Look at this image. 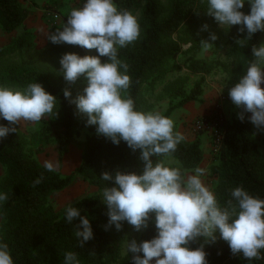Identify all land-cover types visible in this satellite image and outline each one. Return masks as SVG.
I'll list each match as a JSON object with an SVG mask.
<instances>
[{
  "label": "trees",
  "instance_id": "16d2710c",
  "mask_svg": "<svg viewBox=\"0 0 264 264\" xmlns=\"http://www.w3.org/2000/svg\"><path fill=\"white\" fill-rule=\"evenodd\" d=\"M118 10H128L135 16L139 13L140 37L137 41L118 49V58L129 65L128 75L131 86L128 94L134 100L137 111L146 112L142 100V90H153L164 82L168 74L180 70L178 56H187L184 67L192 75L200 78L189 85L188 76L178 77L166 87L167 109L161 114L171 119L177 109L188 103H202L204 77L215 74L217 70L226 75L225 88L229 91L244 74L248 63L254 59L251 48L263 44L264 31L253 34L245 47L236 44L245 33L230 35L229 30L214 33L215 44L226 37L229 46L225 60L208 62L196 58L201 49V40H208L210 33L201 34L198 28L203 21L212 18L205 11L207 0H114ZM199 12V13H197ZM250 12V6L245 14ZM29 16L28 9L20 0H0V30L12 32L20 27ZM237 27V31L239 26ZM27 32L0 48V56L12 54L24 47L29 48ZM189 44L186 51L182 45ZM69 53L98 55L95 49L87 50L70 45ZM101 62L106 57H101ZM122 71V70H121ZM63 77V76H62ZM0 82L7 86L25 89L29 83H40L43 88L57 98L58 117L41 120L44 124L41 134L49 132L56 143L59 162L68 152L70 143L86 131L79 166L68 176L60 172H48L34 157L17 128L5 139H0V193H7L8 199L0 205V243L8 245L13 264H63L64 254L68 251L77 253L80 264H133L132 253L126 254V241L135 239L137 243L150 240L156 235L153 223L140 232L133 230L127 222L117 231L115 226L105 230L108 217L107 207L101 201L105 186H113L111 181L100 179L101 173L115 170L140 173L143 163L125 142L114 145L110 140L97 136L95 126H85L86 117L77 113L75 104L69 103L63 96V89L68 88L71 97H76L79 86L85 87L81 78L74 85L55 83L48 73L34 68L9 67L0 76ZM237 110L231 105L229 119L224 125L219 150L212 155L209 167L213 178L211 192L221 207L230 199V190L242 187L251 196L264 199V153L258 150L254 140L252 125L245 113L244 121L236 117ZM0 124L8 122L1 119ZM174 131H178L174 123ZM189 141L186 138L177 146L170 157H150L155 163L162 160L165 166L179 168L181 174L197 169L204 160V152L199 137ZM43 176L41 183L33 186L34 181ZM75 176L95 187L98 194L83 198L56 211L50 196L67 188ZM80 209V215L90 222L93 238L80 246L74 226L79 225V218L69 224L65 219L67 207ZM82 230V229H81ZM213 244H206L208 264H264V259L248 261L241 255L233 256L228 244L219 238ZM198 244H192L195 248ZM264 256V250H262ZM142 256V253L140 254Z\"/></svg>",
  "mask_w": 264,
  "mask_h": 264
},
{
  "label": "clouds",
  "instance_id": "9594fccd",
  "mask_svg": "<svg viewBox=\"0 0 264 264\" xmlns=\"http://www.w3.org/2000/svg\"><path fill=\"white\" fill-rule=\"evenodd\" d=\"M246 0H207L205 13L221 27L239 26L245 33L236 44L245 47L253 34L264 31V0H247L250 12L245 14ZM199 13V12H197ZM204 24L202 30H207ZM140 26L137 18L128 10H118L114 0H85L82 7L73 8L67 14L62 28L49 32L47 40L53 44H68L95 49L98 55L65 53L59 59L58 74L68 85L83 78L86 86L83 94L74 99L68 88L63 96L75 104L77 113L86 117L85 126H95L97 136L110 140L114 145L125 142L143 163L138 174L115 170L101 173L100 179L111 181L105 186L101 201L107 207L108 221L105 230L115 226L122 229L123 222L140 232L153 223L156 235L150 240L137 243L126 241V254L132 253L133 264H208L206 244L219 238L225 241L233 256L241 255L248 261L264 259V199L251 196L242 187L230 190V199L223 207L215 195L203 184V170L184 176L179 168L165 166L162 160L153 162L150 157H170L185 137L174 131V122L160 112H141L135 109L134 100L128 94L131 78L129 65L118 58V49L137 41ZM217 36L210 33L208 40L200 44L207 50ZM253 60L238 81L229 88L228 96L236 117L244 121L245 113L254 127L264 132V44L253 45ZM106 57V62H101ZM122 70V71H121ZM58 117L57 98L48 93L40 83H29L23 91L0 87V139L16 132L21 121L39 125L44 118ZM48 172L59 170V163L44 162ZM43 176L34 181L41 183ZM8 199L0 193V205ZM79 218L74 226L75 237L83 247L93 238L86 216L80 209L67 207L65 219L69 224ZM82 229V230H81ZM192 244H198L192 248ZM142 253V256L140 255ZM0 264H13L8 245L0 243ZM63 264H80L77 253L64 254Z\"/></svg>",
  "mask_w": 264,
  "mask_h": 264
},
{
  "label": "rangeland",
  "instance_id": "374dc122",
  "mask_svg": "<svg viewBox=\"0 0 264 264\" xmlns=\"http://www.w3.org/2000/svg\"><path fill=\"white\" fill-rule=\"evenodd\" d=\"M23 5L28 9L29 16L24 23V28L20 27L12 32H4L0 30V48L8 46L12 40L20 37L23 32H27L28 41L30 42L29 48L24 47L12 54L0 56V76L9 67H26L34 68L41 72L48 73L55 83L64 84L65 81L62 75H59V59L65 54L69 53L70 45L68 44H53L47 40L49 32H54L56 29H60L63 23H66L67 14L73 8L82 7L84 0H20ZM249 5L247 0L244 8L241 9L244 13L248 10ZM48 12L57 15V18H49ZM135 17L139 18V13L135 14ZM204 24L208 25L207 30H202ZM199 33L204 34L207 32H221L225 30L230 31V35L236 36L238 34L237 27L232 26L227 28L226 26H219L214 18H209L203 21L202 25L197 29ZM213 43V42H212ZM264 44V37H263ZM189 44L182 45V51H186L189 48ZM229 46L226 43V37H221V41L218 44L213 43V46L207 50L203 47L197 52L196 58L199 60H205L212 62L215 60H225ZM187 56L183 54L178 56L177 62L180 66V70L172 72L167 75L164 82L157 85L153 90H142V100L146 112H164L168 106V98L166 95V87L169 83L173 82L178 77L188 76L190 79L189 85H192L194 81H197L200 76L192 75L184 67V60ZM106 62V61H105ZM203 95L210 94L211 98L217 102L215 111L209 115H202V117H209L217 115L221 119V124L224 130V125L229 119V110L232 105L228 96V90L225 88L226 75L217 70L215 74L206 75L204 77ZM0 87H6L14 91H23L24 89L14 86H7L0 82ZM264 88V83L261 85ZM83 87L79 86L76 90V96L83 94ZM190 108H196L203 111L201 105L196 102L188 103L180 109L174 111L171 116V120L177 125L178 132H180L187 140H193L198 133H194L190 129V122L193 118H197L200 115H182ZM251 115V113H249ZM188 118V119H187ZM1 120V119H0ZM252 125V132L255 142L257 143L258 150L264 153V132L258 131L254 125ZM18 130L27 141L28 147L33 153L37 161L44 165L45 161H51L54 164L59 163L60 167L58 172L62 175L68 176L74 172L79 166L81 153L83 150V144L85 141L86 131L83 130L69 145L68 152L63 156L62 161L59 162L56 143L51 139L50 134L46 131L42 132L44 124L40 121L39 125L34 126L30 122L21 121L16 125ZM203 152L205 158L199 169L203 170V175L200 176L203 184L211 191L213 178L210 177L209 167L214 154L211 150V138L205 133L199 134ZM204 140V141H203ZM196 170V169H195ZM194 171L190 175L195 174ZM1 177V174H0ZM98 191L95 187L89 185L83 181L79 176H75L72 183L59 193H55L50 196V202L56 211L61 210L65 206L75 203L83 198L95 196ZM155 264V260L151 262Z\"/></svg>",
  "mask_w": 264,
  "mask_h": 264
},
{
  "label": "built area",
  "instance_id": "2783aa9c",
  "mask_svg": "<svg viewBox=\"0 0 264 264\" xmlns=\"http://www.w3.org/2000/svg\"><path fill=\"white\" fill-rule=\"evenodd\" d=\"M85 1V0H84ZM48 12L49 18H57V15ZM190 129L194 133H205L211 138V150L215 154L219 150L220 142L223 135V127L221 119L217 115L209 117H197L193 118L189 124Z\"/></svg>",
  "mask_w": 264,
  "mask_h": 264
},
{
  "label": "crops",
  "instance_id": "0c3cea01",
  "mask_svg": "<svg viewBox=\"0 0 264 264\" xmlns=\"http://www.w3.org/2000/svg\"><path fill=\"white\" fill-rule=\"evenodd\" d=\"M202 100L203 101H202V103L200 105H201V108H203V111L200 110V109H196V108H190V105H188V109L186 110V112L182 113V115H187L188 114L187 115L188 118H189V116H192V115L193 116L194 115H200L199 117H202V115H209L210 113H212L213 111H215L217 102H215L211 98L210 94L202 95ZM204 158H205V154H204ZM201 165H202V163L200 164V166ZM190 173L191 172L186 173V176L187 175H190Z\"/></svg>",
  "mask_w": 264,
  "mask_h": 264
}]
</instances>
